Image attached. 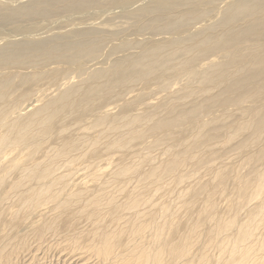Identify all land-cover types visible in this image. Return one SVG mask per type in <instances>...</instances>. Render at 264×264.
Segmentation results:
<instances>
[{
	"label": "bare ground",
	"instance_id": "1",
	"mask_svg": "<svg viewBox=\"0 0 264 264\" xmlns=\"http://www.w3.org/2000/svg\"><path fill=\"white\" fill-rule=\"evenodd\" d=\"M227 1L214 15V0L159 1L131 17L141 27L3 43L0 264L46 237L99 264H264V0ZM99 2L37 0L0 23ZM130 30L156 33L100 67ZM138 81L160 98L139 110L142 89L112 115L109 98Z\"/></svg>",
	"mask_w": 264,
	"mask_h": 264
},
{
	"label": "rangeland",
	"instance_id": "2",
	"mask_svg": "<svg viewBox=\"0 0 264 264\" xmlns=\"http://www.w3.org/2000/svg\"><path fill=\"white\" fill-rule=\"evenodd\" d=\"M0 1L3 2L2 5L4 4L6 6V8L3 6L2 9L0 7V15H1L4 12H7L9 10H18L19 7L21 8V6L24 4L25 5L28 4L27 6H29L30 3L37 1V0H0ZM159 1H166V0H123V2H116L113 0H100V2L98 4L92 5L93 7L90 6L91 8H89L88 11H76V12H74V10H71V9H62L60 11L52 13L48 17L47 16L46 17H40V18H38L34 21H31V22H29L28 20H22L20 23H16V24L15 23L14 24L13 23L6 24L7 22H5L4 24L0 23V48H2L4 45H8V44H25V43L42 42V43H49L51 45L52 42L56 43V41L60 42V43H65V42L69 41L68 38H69L70 34H72V33L83 32V31L84 32L90 31L91 33H93V32H95V30L97 32L101 27L100 26L99 29H96L98 27L97 25L99 23L101 25H103L102 26L103 28L100 29L101 31L105 30L104 27H105V24H107V23H111V26H112V24H115V25L120 24L121 25V22H122V26H124L123 24L126 23L125 26H127V28L128 27H133V28L141 27L140 25H138L139 23L136 24L135 21H137V20L142 21L143 18H145V17H141L140 19H138V18L132 19L131 17L135 15L134 13L137 14V12L141 8L148 7L147 5L155 4L156 2H159ZM205 1H210V0H205ZM218 1H220V0H218ZM229 1H231V0H229ZM214 2H215L214 4L208 6V9L212 11L213 15H214V13L220 11L219 7H222V5H224V7H225V5H226L225 2H228V1L227 0H225V1L221 0L219 3L218 2L216 3V0H214ZM89 5L90 4H86L84 6V9L88 8ZM27 6H24V7H27ZM8 8H9V10H8ZM115 8L118 10H115ZM112 11H114V12H112ZM70 12H72V13H70ZM68 13H70V15ZM80 13H82V14H80ZM76 14H78L79 16ZM66 15L68 17H70V16H73V17H70L67 19ZM80 15L82 16V18ZM65 16H66V18H65ZM216 19L214 18L213 20H216ZM87 22H89V23H87ZM123 22H125V23H123ZM144 22H147V21H144ZM76 24H77V26H75ZM82 25L83 26L85 25V26L83 27ZM86 25L89 26V27L87 26L88 29L86 28ZM76 27L77 28L81 27V28H80V30H78L79 28L77 30H75ZM93 27H96V28H93ZM92 29L93 30L95 29V30L93 31ZM70 31H71V33H70ZM186 31H187L186 28H182L179 33L182 35H185ZM154 33H156V32L151 31V30H149V31L147 30V31L140 32V35L141 36L144 35L146 37H151ZM141 36L136 35L133 30H130L129 32H127L125 34H120L114 42H110L107 45H105L104 48L102 49V52L99 53L101 55L98 59V60H101L100 61L101 66L100 67L110 68V67H112V64L115 62V60L117 58L123 57V56L125 57L128 54H132L134 52H137L138 45L136 43H137V41H139L141 39ZM3 43H4V45H3ZM131 44H133V45H131ZM111 53H115V54L113 55ZM95 63H96L95 67H97V62L95 61ZM19 84L21 85V83H19ZM18 87H20V86L18 85ZM134 87H135V93L127 95L129 89L127 90L128 87L126 85L124 88L117 89V94H115L114 96L109 98V100L106 102V105L108 107L110 106V108H115L113 110L114 114H112V115L118 114L120 111L119 107H121V105L125 101H129V99H131L133 96H136L137 92L141 91L142 89H144L145 94L146 93L148 94L150 92L148 94V97H149L148 99L153 98V100L142 99L143 102L139 106V110L144 109L145 103H147V102L154 103L160 98V96L158 97L154 93H151L152 91H150L152 87H158L156 84H146L145 82L139 83V81H138L134 85ZM52 88L55 89L54 87H52ZM20 89H22V88H20ZM35 89H36V87H35ZM53 89H51V90L56 93V91ZM54 92L52 93V95H55ZM49 93H50V91H49ZM125 94H126V96L122 97ZM113 97H115V100H112ZM156 98H158V99H156ZM116 101H118L119 104ZM116 104L118 106L117 108L115 107ZM94 136H95V133H94ZM145 138L148 139V137H145ZM147 141H152V140L148 139ZM158 151L153 152L152 155L153 156L157 155L158 159H163L166 157V156H163L161 154L160 150H158ZM159 154H160V156H159ZM117 158L119 159V157H117ZM115 160H116V156L112 157V162ZM119 162H120V159H119ZM121 163H122V159H121ZM100 167L103 169V167L105 168V165L100 166ZM243 171H245V170L243 169ZM103 173L107 174V172L105 170L103 171ZM204 179H206V178H202L201 176H199V180H204ZM6 204H7V202H6ZM220 205L225 207V202H220ZM79 228L81 230L80 226H79ZM29 243L30 244H28L27 250L21 254L22 257L20 256V259L23 261H21L19 259L16 261L17 263L15 262L14 264H32L34 261H36V262H34L33 264H35V263L36 264H46V263L47 264H57V263H59V264H63V263L64 264H75V263L76 264H99L97 261H95V263H94L93 257H90V258L87 257V255H92L91 253H88L85 250L71 251L70 249H67V248L60 249L61 247L59 246V244H57V241L53 238H50V237H46V239H43L40 242L37 240L31 239V241ZM33 244H35V245H33ZM39 244H40V246H39ZM36 245H37V247H35ZM48 245H50V246H48ZM45 246H46V248H44ZM29 249H30V251H29ZM38 250H39V252H38ZM56 250H57V252H56ZM36 251L38 253H36ZM45 253H47V254H45ZM58 253H59V255H58ZM42 254H45V255L42 256ZM75 257H76V259H75ZM65 260H67V261H65Z\"/></svg>",
	"mask_w": 264,
	"mask_h": 264
}]
</instances>
